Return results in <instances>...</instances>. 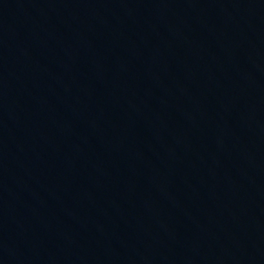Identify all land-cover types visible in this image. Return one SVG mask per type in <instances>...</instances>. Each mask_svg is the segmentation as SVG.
Segmentation results:
<instances>
[{
  "label": "water",
  "instance_id": "1",
  "mask_svg": "<svg viewBox=\"0 0 264 264\" xmlns=\"http://www.w3.org/2000/svg\"><path fill=\"white\" fill-rule=\"evenodd\" d=\"M0 264H264V0H0Z\"/></svg>",
  "mask_w": 264,
  "mask_h": 264
}]
</instances>
